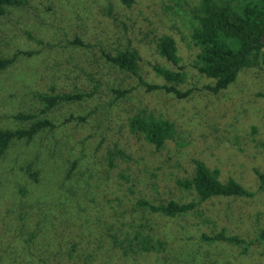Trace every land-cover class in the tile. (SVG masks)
<instances>
[{
	"label": "rangeland",
	"instance_id": "obj_1",
	"mask_svg": "<svg viewBox=\"0 0 264 264\" xmlns=\"http://www.w3.org/2000/svg\"><path fill=\"white\" fill-rule=\"evenodd\" d=\"M196 6L199 0H136L131 7L25 0L5 8L0 57L11 64L0 71V129L44 119L54 128L15 139L0 159V264H264V183L257 176L264 174V65L244 68L228 89L212 92L195 67ZM163 36L176 41L177 65L159 53ZM126 50L140 55L135 74L108 58ZM154 66L181 71L176 86L187 96L149 90L146 84H165ZM78 93L85 98L51 110L41 97ZM142 111L175 124L163 148L130 132L128 119ZM115 148L135 160L117 157L110 167ZM196 159L253 196L216 197L174 218L137 206L139 199L198 202L195 191L177 185L192 177ZM70 198L76 202L64 204ZM223 230L248 249L202 240ZM140 236H151L160 251H140Z\"/></svg>",
	"mask_w": 264,
	"mask_h": 264
},
{
	"label": "trees",
	"instance_id": "obj_2",
	"mask_svg": "<svg viewBox=\"0 0 264 264\" xmlns=\"http://www.w3.org/2000/svg\"><path fill=\"white\" fill-rule=\"evenodd\" d=\"M25 0H0V15L4 14L8 6H17ZM136 0H121L131 7ZM198 12V26L193 33V40L200 48L197 70L207 78L213 85L208 88L219 93L228 89L236 82L239 73L253 64L264 65V0H199L196 6ZM160 55L174 65L179 62L176 41L169 36H163L158 41ZM118 68L135 74L138 62L141 60L138 51L126 50L118 55L108 57ZM11 61L0 57V71L6 69ZM155 74L165 81L163 85L146 84L149 90L164 89L167 93L176 95L179 99L184 98L178 89L184 77L181 71L174 72L165 67L154 66ZM120 93V92H119ZM121 92L120 95H124ZM264 97L263 93L258 94ZM43 101L51 110L61 102H73L83 100V94H61L57 96L43 95ZM30 118L31 116H22ZM129 130L132 134H140L144 141L154 146L157 150L163 148L166 142L175 134V124L154 116L147 111L138 112L128 119ZM53 129L54 125L47 119L36 121L31 128L18 130L0 129V159L5 156L10 144L15 139L31 140L43 129ZM117 157L125 158L131 162L135 159L121 149L115 148L108 152V163L115 167ZM127 163V164H128ZM194 173L190 178L177 180V185L184 190H193L199 201L190 203H178L170 200L166 203L155 204L146 199H139L137 206L145 210L160 214L164 217L174 218L193 212L200 204L216 197L222 198H250L253 194L240 181L230 178L227 182L220 180V171L212 170L201 160H194ZM35 178L36 175L32 174ZM122 180H130L131 174L126 171L120 174ZM260 181L264 183V174L257 173ZM77 194V193H75ZM67 201V202H66ZM66 205L76 202V199H68ZM65 208L67 210V206ZM140 251L150 253L160 251L159 246L152 244L151 236H140ZM259 239L264 242V227L261 228ZM202 240L208 243L228 242L236 246H242L246 251L249 243L239 235L226 234L220 231L214 235H202ZM119 248V247H118Z\"/></svg>",
	"mask_w": 264,
	"mask_h": 264
},
{
	"label": "water",
	"instance_id": "obj_3",
	"mask_svg": "<svg viewBox=\"0 0 264 264\" xmlns=\"http://www.w3.org/2000/svg\"><path fill=\"white\" fill-rule=\"evenodd\" d=\"M263 42H264V36H263Z\"/></svg>",
	"mask_w": 264,
	"mask_h": 264
}]
</instances>
